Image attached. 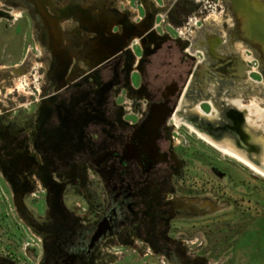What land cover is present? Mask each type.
<instances>
[{
	"label": "flooded vegetation",
	"instance_id": "af4514ba",
	"mask_svg": "<svg viewBox=\"0 0 264 264\" xmlns=\"http://www.w3.org/2000/svg\"><path fill=\"white\" fill-rule=\"evenodd\" d=\"M0 1L1 19L34 18L22 57L0 64V180L17 215L38 233L39 249L25 247L30 262L213 264L206 239L175 233L174 224L181 214L227 220L237 204L177 199L186 181L173 133L184 127L198 136L175 126L173 116L252 163L264 131L250 128L247 110L226 105L220 89L214 98L206 89L200 48L207 52L213 39V52H220L224 37L221 30L205 34L215 23L204 27L209 9L202 0L192 8L187 0ZM224 1L228 42H252ZM184 96L187 111L178 109ZM208 99L219 110L216 119ZM31 198L43 200L42 214L27 209ZM0 264L19 263L0 253Z\"/></svg>",
	"mask_w": 264,
	"mask_h": 264
},
{
	"label": "rangeland",
	"instance_id": "374dc122",
	"mask_svg": "<svg viewBox=\"0 0 264 264\" xmlns=\"http://www.w3.org/2000/svg\"><path fill=\"white\" fill-rule=\"evenodd\" d=\"M187 1L192 8L193 0ZM218 1L221 8L219 12L215 9L217 0H202L200 2L205 4V10L209 9L203 21L204 27L208 26L209 22L215 23L209 28H204L205 34L221 30V35L224 37V49H221L220 52H213V39L207 40L210 46L207 52H213L212 54L218 56L220 64L218 68L231 60V57L219 55V53L228 54L231 52L241 59L240 64L243 71L255 70L253 73L258 74L259 79L252 78L250 74L247 84L240 83L241 91L237 95L244 104H252L258 108L259 114L263 115L264 80L260 72L264 71V57L260 56L257 51L260 46L254 42L257 50L251 49L249 47L251 42L241 38L234 42H228L226 31L221 29L222 10L225 9V12H228V6L224 0ZM2 4L0 1V6ZM19 15V11H14L15 18ZM33 19V16L27 13H24L23 17L14 23L11 19L7 21L5 18H0V64H13L22 57L23 43L31 41L30 29ZM189 21L190 25H195L197 20L191 18ZM227 21L231 24L230 16ZM198 35H201V32L193 33L195 37ZM200 50L204 53V62L207 59L210 63V58L208 59L210 54H207L206 49L200 48ZM253 61H256V64L248 67L247 65L252 64ZM174 117L175 115L173 116L175 126L182 125L177 124ZM262 118L250 128L262 131L264 117ZM175 131L173 134L180 144L174 148V152L184 162L182 171H184V180L186 181L180 185V189H182L177 193V199L193 203L195 206H204L207 202L215 201H231L237 204L235 215L232 217L228 215L226 216L227 220L223 218L220 222L209 220L203 223L200 221L202 219H193L181 214L174 224L175 233H190L200 240L205 238L206 257L213 264L220 262H222L221 264H264V177L252 173L238 161L219 153L199 137L189 134L184 127ZM262 138L264 137H259V139ZM177 139H175L176 142ZM0 186L3 187L4 192L0 189V253L6 254L9 259L19 264H32L24 252H26L25 247L26 249L31 248L33 252L39 249L35 244L38 239L33 235L38 236V233L32 227L25 225L21 216L17 215L11 201L6 199L9 195L1 180ZM184 187H189V189L186 190ZM43 205L41 198H31L26 207L29 211L35 212L37 216V212L42 214ZM230 211L226 210V212ZM198 243L199 241L196 242V244ZM126 263L133 264V260H127Z\"/></svg>",
	"mask_w": 264,
	"mask_h": 264
},
{
	"label": "bare ground",
	"instance_id": "6f19581e",
	"mask_svg": "<svg viewBox=\"0 0 264 264\" xmlns=\"http://www.w3.org/2000/svg\"><path fill=\"white\" fill-rule=\"evenodd\" d=\"M249 47L251 49H256V44L254 42H251ZM235 48H238V47H235ZM232 49H233V47H232ZM257 51H258L260 56L264 57V51H263L262 47H260V49ZM219 55L231 57V60L228 63L223 64L219 68H217V67L215 68V67H213V65H210V63L208 62L207 59H206V62L203 63V67L209 72L208 80L206 81V83L204 81V84L206 86V89H207L209 95H211V97L214 98V96H216L217 91L220 89L221 93L219 95L221 96V100L223 102H225L226 105L228 104L231 107L238 108V110H240V111L243 109H246L248 116H245V119H246L245 122L248 124L250 123L252 125L256 124V122H258L260 119H263L262 117H264V114L263 115L259 114L260 112H259L258 108L254 107L252 104H249V103L244 104L242 102V100L238 98V95H237L238 92L241 91V88H239L240 83L247 84V82H248L247 78L250 77L251 72H253L255 70L251 69V70L243 71L241 68V64H240L241 59L238 58L235 54H233L231 52L228 54H220L219 53ZM237 72L239 74H236ZM263 72H260V73H261V76L264 80V73ZM212 100L213 99H208V102L211 103V106L213 109V112H212L210 117H211V119H213V118L216 119L218 116H220L219 110L216 109V106ZM189 102H191V100L187 99L184 96L183 99L179 103L178 109L179 110L185 109L187 111L186 108H187V105ZM191 105H193V104H191ZM184 113H185V111H184ZM174 119H175L177 124H182V125L187 126L191 132L195 133L200 139H202L207 144L213 146V148L218 150L221 154L226 155L228 157H231L232 159L238 161L239 163H241L242 165H244L245 167L250 169L253 173H255L261 177H264V171L260 167H258L256 164L250 162L244 155H241L240 153L236 152L230 145H228L229 143H226V142L216 143L215 141L211 140L205 133H202V132L196 130L193 126L190 125V123H188L186 120H184L183 117H178L175 115ZM262 129H263L262 131H264V128H262ZM256 154H257V152H256ZM263 156H264V152H263Z\"/></svg>",
	"mask_w": 264,
	"mask_h": 264
},
{
	"label": "water",
	"instance_id": "95a60500",
	"mask_svg": "<svg viewBox=\"0 0 264 264\" xmlns=\"http://www.w3.org/2000/svg\"><path fill=\"white\" fill-rule=\"evenodd\" d=\"M231 12L239 19L241 31L247 40L255 42L264 51V5L256 0H228ZM258 144V145H257ZM255 145L259 155L254 163L264 170V146L261 142Z\"/></svg>",
	"mask_w": 264,
	"mask_h": 264
}]
</instances>
